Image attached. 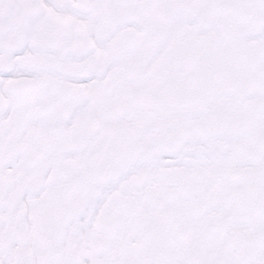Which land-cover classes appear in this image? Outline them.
<instances>
[{
	"label": "snow or ice",
	"instance_id": "1",
	"mask_svg": "<svg viewBox=\"0 0 264 264\" xmlns=\"http://www.w3.org/2000/svg\"><path fill=\"white\" fill-rule=\"evenodd\" d=\"M0 264H264V0H0Z\"/></svg>",
	"mask_w": 264,
	"mask_h": 264
}]
</instances>
